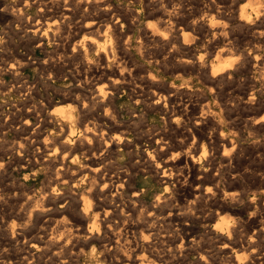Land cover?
Masks as SVG:
<instances>
[{
	"label": "bare ground",
	"instance_id": "1",
	"mask_svg": "<svg viewBox=\"0 0 264 264\" xmlns=\"http://www.w3.org/2000/svg\"><path fill=\"white\" fill-rule=\"evenodd\" d=\"M34 1L37 3L36 5H38L41 10H43L42 8L49 9L48 7L58 8L61 25L67 20L71 19L78 8H97L100 11L101 15L108 16V19L104 24L108 31H115L118 26L125 27L128 31L131 26H134V24H138L139 22L151 17V15L154 14L153 12L151 13L148 10L150 6L154 5L153 1L155 0H122V2H124L122 6L123 8H125L127 14L124 13L125 15H123L121 18H118V16L115 15L117 12V8L116 6L108 2V0ZM160 2L161 0L159 1V3ZM227 2L229 1L227 0ZM213 3L215 4V2ZM179 5L180 4H178V6ZM178 6L176 8H178ZM182 9L183 8L181 7L175 11H167V9H163L164 11L158 10L161 15L159 24H156V26L154 27V20H150L147 21L144 25L140 26V28H137L138 30L134 34V36L131 39L128 38V41L125 43L126 48L124 50L120 48L118 52L112 53L109 49L108 42H100L97 40V43L95 44L94 42L89 40L88 42L82 44H79L81 42H79L78 44H75L74 42V45L70 49V54L68 53V55L64 56L63 62L77 61V68L74 67L75 70L69 72L70 79L77 83L74 88V92H76V96H74L76 97L77 101L75 110L73 112H70L69 114H64L62 109H57L54 106L50 108L53 103L52 101L47 100L45 111H41V109L40 111L37 110L38 112H40L39 114L41 117H39L40 119L37 121L36 127L38 128L34 130L30 129L31 131H29L28 136L22 140L24 143L28 144V140L30 139V144H33L37 149L47 148V144L45 143L47 135L43 140L39 139L41 135V127H43L45 123H54L56 121H60V124H62V126L64 124V126L68 129L67 136H65L62 142H51L54 151L53 153L59 152V156L55 157L52 160L44 162L47 168L51 170V173L54 170V176L50 175L48 184L40 187V189H38V191H36L35 193H25L26 199L21 205L20 212H18V214L16 213L17 220L12 219L10 223H7L6 221H4L5 219L3 220L0 218V234L9 236L10 241L17 243L21 241V245H24L25 242L30 243L28 247H22V249L24 250V255L22 257L20 256L21 260L19 259V264H70L72 262L70 261L72 260V256H69L70 259L67 258V253L70 252V250H74V247L79 243V241L98 244L99 247H101L102 252L104 253V259H106L109 264H188L189 262H187L186 258L189 254H195V260L192 261L195 262L194 264H219L220 262L217 263L209 254V252L204 248V246L200 243L199 240L201 238L198 240L195 234L197 223H199L200 227L206 230L208 234L213 235L216 238V241L218 240L220 242V245L218 246L219 252L222 256H224V258H227H225V260L223 261L228 260L230 264H264V169L252 170L250 172V175L252 177V183L250 185L252 186V188L248 199H243L241 196L235 197L233 196V194L227 192L225 187L229 186L232 181H229L230 179H228V182H225L224 186H220V184L227 180V178L222 169L217 167L215 168L216 165L213 162V157L207 156V148L210 147L217 150L218 146L221 145L223 147L222 151H226L224 149L227 148H230L229 151H231L235 148L236 144H234V142L230 139L226 138L225 133V135L223 136L222 133L218 132V134L216 132L220 126V123L215 119V117H217L216 111L214 109H210L209 105H206L208 107L207 109L205 108L207 111L196 116L193 121H190L187 117V111L183 109L181 104L182 102H180V99L178 98V94L181 93L180 91L186 90L188 92H193L190 90V82L188 83L187 81H185L186 78L184 79L182 76V73L188 68H195L196 70H198V74H200L201 79L204 81L207 89L210 92L212 89L214 90V87L216 85H219V81L226 77H231L234 72L235 64L233 63V59H231L232 56H229L230 59H226L225 56L224 58H222L223 54L227 50H229V47L231 46L230 41L226 38L228 30L224 26H215L214 24H205L203 22H200V20L197 21L199 18L197 20H193L190 23H183L184 11ZM234 11L236 14L233 12V10L228 13H225L223 11L225 13V19L228 21H232L233 19H235L236 22L245 27L253 26L256 28H261L264 31V0H249L248 6H244V4H241L238 6L237 10ZM179 12H181L182 14H179ZM196 12L197 11H195V13ZM17 15L19 16V14ZM220 15H223V13L221 12ZM12 17L15 18L17 16L12 15ZM114 17H116V20H113ZM39 21L40 20L38 18L37 22H35L34 25L32 24L30 28V32L33 35H35L38 30H41L40 24H38ZM187 27H191L193 31H199L200 33L196 32L194 38H188L186 32L184 31ZM153 37L155 39L160 38L159 42H161L162 40V44L167 46V48H169L168 46L171 47L169 48L170 50L167 56L162 57L161 59L153 60L154 58L149 56L146 52L142 51L145 42H152ZM35 38L36 37H34L33 39ZM65 39H68V37H66ZM126 40L127 39H125V41ZM65 41L67 42L68 40ZM57 43L55 44L56 46ZM158 44L160 45V43ZM199 44H201V46H199ZM95 46L99 47L100 52H98L95 58L92 59L90 53ZM199 47L207 50L204 51L205 53L215 52L213 60H209L210 57L205 54L203 56L202 52L200 55H196V50L197 48L199 49ZM129 48H133L135 54H133L132 51L129 50ZM183 50H185V53H183ZM240 54V56H242L243 60L245 61H248L251 58L250 54L245 50H242ZM258 56H260V54ZM55 59L57 62V56ZM252 59H254V57ZM255 59H257V57ZM168 64H172V66L168 67ZM260 65H262V63ZM48 75L52 74L47 73V76ZM263 78L262 80L264 81ZM199 80L200 79H198V81ZM121 87L123 88V91H127V95H129L133 100V107H131L132 110L130 111L131 121H129L130 123L126 125L127 130H124V132H126L127 134V137L123 135L124 132L117 133L121 130L117 132L115 131L120 127L119 125V127L116 125V121L121 122L122 120L118 115L117 109L112 105V95ZM83 89H87L88 93L83 92ZM199 90V93H205L204 89L202 90L201 88ZM28 92L29 91H27V93ZM257 92L259 93V91ZM253 94L256 95L255 93ZM37 95L38 94H36V96ZM249 100L252 101L253 98ZM221 102H223V100ZM232 102L230 103L232 104ZM40 104L41 103H39V105ZM193 106H191L192 109H194ZM243 107L246 108L245 106ZM27 110L30 111L29 109ZM101 111L103 112L102 116L100 115ZM151 111L159 112L162 115L163 123L170 125L174 124L176 128L182 130L180 131L181 137L179 136V140H175L177 142L176 146H178V149H180L179 147H182L185 143H187V141L190 139V136L192 140L191 144H193L189 149H186L187 151L177 153L175 154V156H172L174 154H170L172 157L167 158V153L170 150L173 140L163 130H156L155 128H153V125L147 124L146 130L143 131L146 136L143 137V135H139L141 138H136L134 140V146H137V141L144 139L143 141L146 142V147L143 152H139L138 150H128L127 153L130 155L129 163L124 166L123 170L114 171L112 167L107 163L108 161L106 162L108 154L111 152V150L113 151V147L119 146L123 142V140L128 138L130 133L133 132L135 134L136 130L141 128L140 126H138V124L144 123V120L149 117V112ZM225 112L226 110L224 111V113ZM20 119H18V121ZM228 119L230 118L228 117ZM6 121L8 122V120ZM261 121H264V119H261ZM136 124L138 127L136 126ZM22 125L24 126L23 129L29 130V126L26 123ZM208 125H211L213 129L206 140L205 137L207 134L205 133H207L206 129ZM138 131L140 132L141 130ZM199 142H201L202 144V155L201 157L197 158L195 157L194 152H196L198 148L196 144H199ZM17 143L19 142L17 141ZM125 144L127 145L128 143ZM20 146L22 145L20 144ZM127 149H129L128 145ZM229 153L228 155L230 157ZM224 154L223 156L225 158L226 154ZM80 155L86 160V168L84 170V173L78 176V174H76L75 172H69L67 162L68 157L73 156L72 159L76 160L80 158ZM11 160L0 163V172H4L7 168H9ZM15 161L21 164V158L19 155H16ZM68 164H70V162ZM197 165L199 167H197ZM153 167L155 169V173L161 172L160 179L162 180V183L165 184L166 189H169V192L168 194L163 195L156 194L154 203L148 204L142 199V193L139 192L137 185L134 184V178L139 174H153ZM230 176L232 178H236V180L241 184L242 178L240 175L232 173L230 174ZM207 177H210L209 179L215 181L213 187L204 186L203 183L205 179H207ZM59 184H61V186L62 184L69 185L70 191L65 190L61 193ZM170 185L172 186V190H170ZM4 187H0V213L5 203V197L9 195V193L6 192L7 189ZM13 195L16 196L17 192H15ZM62 198L65 199V208L62 211V216H60L61 218L52 220L50 217H46L52 211V208L55 205L56 201ZM228 198L232 201H235L233 203H239L240 205L236 208L231 207V202L227 201ZM224 212H230L233 214V216L230 215L234 218L233 222H229L228 220H226L227 217L223 218V215H225L223 214ZM42 215H46L44 216L46 218L43 220L41 226L36 227L35 224L42 220ZM21 220H24V222H21ZM31 230H35L37 232L36 240L28 237V234ZM205 239L208 240V238ZM8 242L6 244H8ZM153 246H155V251L153 250ZM34 248H37L36 252L34 251V254L30 253L29 251H33ZM157 249H161V251L159 252H162V254H159ZM17 251L15 250L16 253ZM73 256H76V254ZM44 257L47 258L43 260ZM10 263L11 262H8L3 257V255L0 256V264Z\"/></svg>",
	"mask_w": 264,
	"mask_h": 264
},
{
	"label": "rangeland",
	"instance_id": "2",
	"mask_svg": "<svg viewBox=\"0 0 264 264\" xmlns=\"http://www.w3.org/2000/svg\"><path fill=\"white\" fill-rule=\"evenodd\" d=\"M19 1H21V2H19ZM157 1H158V3H157ZM159 1L160 0L153 1L154 5L149 7L148 11H150L151 13L152 12L154 13L153 15H151L152 19H151V17L146 18L143 21L139 22L138 24H134V26H131V28H130L131 30L129 29L128 31L125 27H120V26H118L119 29L117 28L115 31H112V30L108 31L106 29V26L104 25L108 19V16L107 15H101L100 11L97 8L96 9H94V8L84 9V7H81L80 9L78 8L76 13L74 14V16L61 25V23H60L61 19L59 17V13H58L59 9L58 8H55V7H48L49 9L42 8L45 11L44 12L43 10L40 9V7L38 5H36L37 3L34 0H18V1L17 0H0V71L2 70L1 71L2 73L0 72V82H1L0 83L1 84L0 85V127H1L0 128V131H1L0 132V163L1 162L4 163V162L10 161L12 159L10 162L9 168H7L4 172H0V187L5 186L4 188L7 189L6 192L9 193V195L5 194V195H8L9 197L8 196L5 197V203L6 204L4 203V205L1 209V213H0L1 219H3V220L5 219L4 221H6L7 223H10L12 221V219L17 220V214H18V212H20L21 205H22L23 201H25V199H26L25 193H28V194L35 193L36 191H38V189H40V187L48 184L50 175L54 176V170L51 173V170H49L47 168V166L44 162H46L48 160H52L55 157L59 156V152L53 153L54 151L52 148L53 147L52 143H53V141L62 142L64 140L65 136H67L68 129L64 126V124L62 126V124H60V121H56L54 123H45V125L43 127H41V130H40L41 135H40L39 139L43 140L44 137L47 135L46 136L47 139L45 141V143L47 144V148L37 149L33 144L32 145L30 144V142H31L30 139L28 140L29 143L27 142L29 145L24 143L22 140L28 136L29 131L38 128V127H36L37 121L41 118L40 114H39L40 112H38V111H40V109H41V111L42 110L45 111L46 106H47L46 105L47 100L52 101V103H53V105L50 108H52L54 106L57 109H62L64 114H69L70 112H73L75 110L77 101H76V97H75L76 92H74L75 91L74 88H75L77 83L74 82L72 79H70L69 72L74 71L75 68H77V65H76L77 61L74 60L75 62H73V61L72 62H63L64 56L68 55V53L70 54V52H71L70 49L74 45V42H75V44H78L79 42H81L79 44H82V43L88 42L90 40L96 44L97 40L100 42L106 41L109 44L110 51L112 53H116V52H118V50L120 48L123 50L126 48L125 43L128 41V38L131 39L134 36V34L137 32V30H138L137 28H140V26L144 25L147 21H150V20L153 21L154 20L153 21L154 27L156 26V24H159L161 15L158 12V10L164 11L167 9V11H172V10L175 11L181 7L183 8L182 10L184 11L183 12V15H184L183 23H190L193 20H197L199 18L197 21L200 20V22H203L205 24H207V23L208 24H214L215 26H224L228 30L227 34H226V38H227V40L230 41L231 46L229 47V50H227L223 54L222 58H224V56H225L226 59H230L229 56H232L231 59H233V63H235L234 64V72L231 75V77L233 79L231 77H226V78L222 79L221 81H219V85H216L214 87V90H216V91H214L212 89L210 92L207 89L204 81L201 79L200 74H198V72H197L198 70H196L195 68H188L182 73V76L184 79L186 78L185 81H187L188 83L190 82L189 83L190 88H191L190 90L193 92H188L186 90L180 91L181 93L178 94V96H179L178 98L180 99V102H182L181 104H182L183 109H185L187 111V117L189 118L190 121H193V119L196 116L207 111L206 109L208 108L207 107L208 105H209L210 109H214L216 111L217 117H215V119L217 121H219V123H220V126L216 132L222 133L223 136L226 134L225 135L226 138L230 139L231 141L234 142V144H236V145L238 144V145L237 146L235 145L234 149H236V150L232 149L231 151H229L230 148L224 149L226 151H222L223 147L221 145L218 146L217 150L214 148L208 147L207 148V150H208L207 156L213 157V162L216 165L215 168L217 167V168L222 169L223 173L225 174V176L227 178V180H225L223 183H221L220 186L221 187L224 186L225 185L224 183L228 182V179H230L229 181H232V183L229 186L225 187L226 191L229 192L230 194H233V196H235V197L241 196L243 199H248V197L250 195L251 188H252V186L250 185L252 183V177L250 175V172L252 170L264 169V123H263L264 121H261V119H264V107H263L264 106V81L262 80V78L264 77V75H263L264 74V71H263L264 70L263 69L264 68V64H263L264 63V57H263L264 56V40H263L264 39V31L261 28H256L253 26L245 27V26L241 25L240 23L236 22L235 19H233L232 21H228L224 17L225 13H228L232 10L235 13L234 10H237L238 6L241 4H244V6H248L249 0H236V1L235 0H228L229 2H227V0H209V1L208 0H183V1L182 0H176V1L175 0H170V1L169 0H161L160 3H159ZM210 1L215 2V4L213 2H210ZM108 2H110L112 5L116 6L118 13L116 12L115 15H117L118 18H121L123 15H125L124 13H126V10L122 6V4L124 3V2H122V0H108ZM164 2H165V5H164ZM191 2H193L194 4ZM237 3H239V4H237ZM32 4H34L35 6ZM176 4H177V6H178V4H180L178 6V8H176L177 7ZM229 4H231L233 7ZM220 6H222L223 8ZM20 7H22V8H20ZM119 7L122 9H120ZM215 7H216V9H215ZM218 9L219 10L221 9V10L219 11ZM152 10H154V11H152ZM207 10H209V11H207ZM186 11H188V12H186ZM195 11H197V12L195 13ZM221 12L223 13V15H220ZM180 13L181 12H179V14ZM188 13L190 16L188 15ZM17 14H19V16ZM195 14H197V15H195ZM202 14H204V15H202ZM217 14H218V16H217ZM12 15L17 16V17L13 18ZM86 15H87V17H86ZM89 15H91V16H89ZM200 16H202V17H200ZM128 17H129V15H128ZM189 17L192 20H190ZM38 18L40 20L38 22V24H40L41 30H38L39 32L37 31V33H36L37 36H36V34L33 35L30 32V28H31L32 24L34 25L35 22H37ZM218 18H220V19H218ZM56 20H57V22H56ZM113 20H116V17H114ZM221 20H223L225 22H223ZM21 21H22V23H21ZM156 21H157V23H156ZM67 25H68V27H67ZM94 30H96V31H94ZM184 31L186 32V35L188 36V38H194V36L196 35V32H197V31H193L191 27L185 28ZM61 32L63 33V35ZM60 33H61V35H60ZM251 36H253V37H251ZM34 37H36V38L33 39ZM46 37H48V38H46ZM66 37H68V39H65ZM118 37H120V38H118ZM39 38H41V39H39ZM69 38H71V39H69ZM125 39H127V40L125 41ZM154 39L155 38L153 37V41H152L153 43L151 41H146L143 48H142L143 49L142 51L146 52L149 56L154 58L153 60L161 59L162 57L167 56V54L169 53V50H170L169 48H171V47L168 46L169 48H167V46L162 44L163 43L162 40H161V42H159L160 38H156L155 40ZM41 40H42V42H41ZM53 40H55V41H53ZM58 40H61V41H58ZM65 40H68V41L66 42ZM57 42H59V43H57ZM56 43H57V46L55 45ZM148 43H150V44H148ZM158 43H160V45ZM161 44H162V46H161ZM153 45H155V46H153ZM63 46H65V47H63ZM199 46H201V44H199ZM202 49H203L202 47H199V49L197 48L195 54L200 55L202 52L203 56L205 54V55L210 57L209 60H213V58H214L213 56H215V52L214 53L213 52L212 53H209V52L205 53L204 51H207V50H204V49L202 50ZM129 50H131L132 53L135 54V51L133 48H129ZM242 50H245L246 52H248L250 54L251 58L248 61L243 60V57L240 56L241 55L240 52ZM55 51H56V53H55ZM98 52H100V49H99V47L95 46L91 50V53H90V56L92 57V59L95 58V56L97 55ZM183 53H185V50H183ZM52 54H53V56H52ZM63 54H65V55H63ZM259 54H260V56H258ZM56 56H57V62L55 59ZM236 57H237V59H236ZM253 57H254V59H252ZM256 57H257V59H255ZM53 58L55 59V61ZM258 58H259V61H258ZM46 59H48V60H46ZM261 59H262V61H261ZM49 60L52 62H50ZM258 63H259V65H258ZM261 63H262V65H260ZM9 65H10V67H9ZM55 65H57V66H55ZM62 65H64V66H62ZM235 65H237V66H235ZM167 66L171 67L172 64H170V65L168 64ZM259 69H261V70H259ZM47 73L52 74L53 77H52V75H48L50 77L49 78L47 76ZM60 75H61V77H60ZM189 77H190V79H189ZM228 78H229V81H228ZM198 79H200V80L198 81ZM40 81H41V83H40ZM195 81H196V84H195ZM24 82H25V84H24ZM227 82H228V84H227ZM220 83H221L222 87H221ZM192 84H193V87H192ZM248 85H250V86H248ZM217 86H219V87H217ZM201 88H202V90L204 89V91H205L204 94L199 93L200 92L199 89H201ZM250 89H252V90H250ZM20 90H21V92H20ZM27 91H29V92L27 93ZM257 91H259V93ZM83 92L88 93L87 89H83ZM219 92H222V93H219ZM198 93L202 94V95H199ZM253 93H255L256 95H254ZM36 94H38V95L36 96ZM127 94H128L127 91H123V88L121 87L118 90H116L112 95V105L117 109L118 115L120 116V118L122 120L121 122L116 121V125L117 126L119 125L120 127L118 126L119 128H117L115 131L117 132V131L121 130L120 132H117V133H122V132H124V130H127L126 125L130 123L129 121H131V112L130 111L132 110L131 107H133V103H132L133 100ZM192 94H194V95H192ZM260 95H262V96H260ZM34 96H35V98H34ZM199 96H200V98H199ZM214 96H215V98H214ZM248 96H250V97H248ZM255 97H256V99H255ZM252 98H253L252 101L249 100ZM260 98H261V100H260ZM64 99H66V100H64ZM201 100H202V102H201ZM222 100H223V102H221ZM30 102H32V103H30ZM230 102H232V104ZM252 102H254V103H252ZM23 103L25 104V106ZM39 103H41V104L39 105ZM12 105H13V108H12ZM203 105H205V106H203ZM191 106H193L194 109H192ZM227 106H229V107H227ZM243 106H245L247 109L244 108ZM66 107H68V108H66ZM201 108H203V109H201ZM221 108H222V110H221ZM23 109H24V112H23ZM27 109H29L30 111H28ZM64 109H66V110H64ZM223 109L226 110L225 113H224L225 110H223ZM25 110H26V113H25ZM221 111L223 112V114ZM102 114H103V112L101 111L100 115L102 116ZM223 116L225 117V119ZM252 116H253V119H252ZM149 117L144 120V123L138 124V126L141 127L140 129H138V130H141L140 132L138 130H136L135 134L133 132L130 133L128 138L123 140V142L119 146H115L112 148L114 152L111 150V152L109 153L110 155L108 154L106 162L108 161L107 163L112 167V169L114 171L123 170L124 166L127 163H129V161H130L129 156L130 155L127 153L128 150H138L139 152H143V150L146 147V142L143 141L144 139L138 140L137 146H134L135 145L134 140L136 138H138V139L141 138L140 136H142V135H143V137L146 136V134L143 131L146 130L147 124L153 125V128H155L156 130H163L173 140V143L170 147V150L167 153V158L175 156V154H177V153L187 151L186 149H189L190 146L193 144V143L191 144L192 140H191V136H190V139L187 141V143H185L182 147H179L180 149H178V146H176V143H177L176 141H178L179 138L181 137L180 131H182V130H180L179 128H176V126L174 124L170 125V124L163 123L162 115L157 111L149 112ZM228 117L230 119H228ZM15 118H17V119H15ZM245 118L247 120L249 119L248 120L249 122ZM18 119H20V120L18 121ZM254 119L257 121H255ZM6 120H8V122ZM24 123H26L29 126L28 127L29 130L23 129L24 126L22 124H24ZM248 123L249 124L251 123V124L249 125ZM50 124H51V126H50ZM254 125H256V126H254ZM32 126H34V127H32ZM136 126H137V124H136ZM2 128H3V130H2ZM208 128H209V130H208ZM212 129L213 128L211 127V125H208V127L206 129L207 133H205V134H207L205 137L206 140H207L209 134H211ZM257 129H258V131H257ZM209 131H210V133H209ZM177 133H179V134H177ZM123 135L125 137H127L126 132H124ZM17 139H19V140H17ZM17 141L19 143H17ZM11 142H13V143H11ZM125 143H128L127 145L129 146V149H127V145ZM20 144L22 146H20ZM153 144H154V141H153ZM187 144H189V145H187ZM196 145L198 148H197L196 152H194V155H195V157L199 158L202 155V149H201L202 144H201V142H199V144L197 143ZM238 146H240V147H238ZM210 152H212V153H210ZM227 152L228 153L232 152V153H229L230 157H229ZM50 153H52V154H50ZM195 153H197V154H195ZM170 154L171 155L174 154V155L171 156ZM223 154L226 156L225 157L226 159L224 158ZM16 155L20 156L21 164L18 163L17 161H15ZM109 156H110V158H109ZM72 157L71 156L68 157L67 167L69 169V172H75L79 176L80 174L84 173V170L86 168V165H85L86 160H85V158H82L81 155H80V158L76 159V160H73ZM2 160H4V161H2ZM12 162H14V163H12ZM69 162H70V164H68ZM221 163H222V166H221ZM21 165H23V166H21ZM198 165H200V164H198ZM198 165H197V167H199ZM201 165H203V164H201ZM235 165H237V166H235ZM71 166H73V167H71ZM255 168H257V169H255ZM153 170H154L153 174H146V175L139 174L138 176H135V178H134V184L137 185L139 192L142 193V195H141L142 199L148 204L154 203L156 194L157 195H163V194H168V192H169V189L168 188H167L168 190L166 189L165 184L162 183V180L160 179L161 172L155 173L154 167H153ZM233 170H234V172H233ZM232 173L238 174L241 176V178H242L241 184L236 180V178L233 177L234 178L233 179L230 176V174H232ZM228 175H229V177H228ZM244 176L245 177L247 176V177L245 178ZM209 178L210 177H207V179H205L203 184H204V186L213 187V184L215 183V181H212ZM17 185L18 186L20 185V186L18 187ZM59 185L61 188L60 189L61 193L64 192L65 190L70 191L69 185H63V184H62V186H61V184H59ZM23 187H24V189H23ZM245 187H246V189H245ZM170 190H172V186L170 187ZM15 192H17L16 196L13 195ZM18 199H20V200H18ZM13 200H15V201H13ZM227 201L231 202V207H233V208H236L240 205L239 203H233L235 201H232L229 198ZM5 207L7 208V210ZM64 208H65V199L62 198V199L57 200L55 205L52 208V211L47 216L42 215V220L37 222L35 224V226L36 227L41 226L43 220L46 217H50L52 220L61 218L60 216H62V211ZM54 209L55 210L57 209L58 211L57 210L55 211ZM8 213H10V214H8ZM7 214H8V216H7ZM223 214H225V215H223V218L227 217L226 220H228L229 222H233L234 218L231 217V216H233L232 213L224 212ZM57 215H58V217H57ZM44 216H46V217H44ZM21 222H24V220H21ZM196 225L197 226H196V233L195 234H196L198 240L200 238L202 239V240L201 239L199 240L200 243L209 252V254L214 258V260L217 263L220 262L219 264H224V263L230 264L228 260L223 261V260H225L226 257L224 258V256H222L221 253L219 252L218 246L220 245L219 244L220 242L218 240L216 241V238L213 235L208 234L206 232V230H204L202 227H200L199 223H197ZM34 231L35 230H33V231L31 230L30 231L31 234L29 233L28 237L29 238L31 237L33 240H36V236H37L36 233L37 232L36 231L34 232ZM0 236H1L0 237V247H1L0 250L2 251V252L0 251V256L3 255V257L8 262H11L10 264H17V263L19 264V262H18L19 259L24 255V250L22 249V247H28L30 243L25 242L24 245H21L22 244L21 241L17 243V242L10 241L9 236H5L3 234H0ZM205 238H208V240ZM7 242H8V244H6ZM81 242L82 241H79V243L74 247V250H70L71 253L70 252L67 253V258L70 259L69 256H72V258H71L72 260H70L72 262L70 264H109L108 261L106 259H104L105 258L104 253L102 252V249H101V247H99L98 244H93L92 242H82V243ZM3 243H5V244H3ZM154 247L155 246H153V248ZM15 248H17V249L20 248V249H18V251H17V249H15ZM36 249L37 248H34L33 251H29V252L34 254L36 252ZM15 250L17 251V253L15 252ZM153 250L155 251V248ZM157 250H158V252L161 251V249H157ZM19 251H21V252H19ZM78 251H79V253H78ZM75 254L77 257L73 256ZM159 254H162V252H159ZM194 255L195 254H189L187 256L186 260H187V262H189L188 264H190V263L194 264L195 263V262H192L195 260ZM45 258H47V257H44L43 260H45ZM12 259H14V260H12ZM22 264H25V263H22Z\"/></svg>",
	"mask_w": 264,
	"mask_h": 264
}]
</instances>
